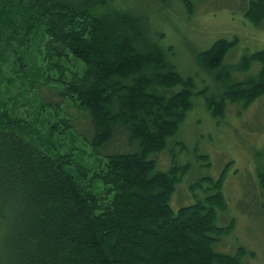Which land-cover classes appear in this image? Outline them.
I'll return each instance as SVG.
<instances>
[{"label":"trees","instance_id":"1","mask_svg":"<svg viewBox=\"0 0 264 264\" xmlns=\"http://www.w3.org/2000/svg\"><path fill=\"white\" fill-rule=\"evenodd\" d=\"M118 1L0 0V85L15 82L2 74L12 59L16 77L28 83L18 105H28L29 91L46 87L88 125L81 131L73 116H61V104L45 98L35 115L47 117L32 124L25 109L18 114L19 106L8 107L9 93L0 94V264H243L253 252L214 249L235 227L234 219L217 223L218 211L227 210L226 173L206 178L200 197L173 209L190 166L173 161L159 170L150 156L167 149L193 96L220 120L228 104L243 110L262 97L264 49L228 68L224 58L238 39L215 40L197 62L219 90H196L153 24L157 9ZM158 1L149 0L161 8ZM178 1L191 16L193 0ZM244 18L259 27L264 0H249ZM32 45L39 48L37 61L23 59ZM253 64L259 65L255 74L249 73ZM234 72L242 79L232 78ZM65 135L95 155L93 172L78 159L83 150L76 156V148L63 145ZM258 176L264 191V174ZM197 188L201 183L189 186Z\"/></svg>","mask_w":264,"mask_h":264},{"label":"rangeland","instance_id":"2","mask_svg":"<svg viewBox=\"0 0 264 264\" xmlns=\"http://www.w3.org/2000/svg\"><path fill=\"white\" fill-rule=\"evenodd\" d=\"M165 1V4L163 0L158 1L161 8L152 5L149 0H139L136 5L146 11H150L152 7L157 9L153 15V24L162 32L163 43L172 47L170 59L177 71L185 77H192L196 90L204 87L211 92L219 90L214 76L204 71L197 62L198 53L209 48L215 40L234 37L238 39L236 46L224 58L223 65L228 68L237 66L243 55L264 49V21L256 28L244 18L249 0H193L194 11L191 16H188L178 0ZM38 49L37 45H32L23 55V59L37 61L40 58ZM14 69L16 68L12 59L8 61L7 68L2 69L3 76L15 77L10 88L5 89L0 85V94L6 92L13 98L8 103L9 108L19 106L18 114L25 109L28 114L26 119L33 124V121L39 122L47 117L35 115L38 101L45 98L55 105L61 104V116L63 112L67 116H73L80 123V126H76L78 129L82 131L88 127L85 115L69 106L67 101L62 102L60 98L52 96V90L46 87L38 93L36 90L29 91L25 94L28 105H18L24 100L21 95L28 88V83L21 82ZM258 69L259 65L253 64L249 73L255 74ZM49 72L52 75L56 73L55 70ZM242 77L241 72L232 73L235 80H241ZM191 101L193 107L177 135L167 141V149L150 156L159 170L167 169L173 161L190 166L189 173L183 177L184 182L172 197L171 205L173 209H177L193 203L196 196H201V189L208 186L206 178L214 179L221 173H226L222 191L227 210L218 211L217 223L223 225L234 219L235 227L232 233L220 238L214 249L220 253L231 254L241 246L255 255L254 258L244 257L243 264H264V191L258 176L259 173L264 174V95L243 110L240 104H228L222 120L210 116L202 97L193 96ZM62 143L68 148H76V156L83 150L78 159L89 171L96 169L95 155H91L82 141L65 135ZM198 182L201 183V188L189 190L190 185ZM94 192L99 196V183H94Z\"/></svg>","mask_w":264,"mask_h":264}]
</instances>
